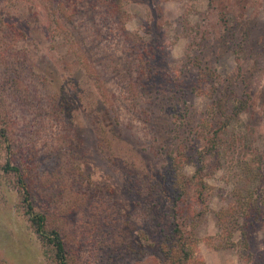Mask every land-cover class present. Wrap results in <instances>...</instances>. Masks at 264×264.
I'll use <instances>...</instances> for the list:
<instances>
[{
  "label": "rangeland",
  "instance_id": "374dc122",
  "mask_svg": "<svg viewBox=\"0 0 264 264\" xmlns=\"http://www.w3.org/2000/svg\"><path fill=\"white\" fill-rule=\"evenodd\" d=\"M7 157L66 264H264V0H0V264H57Z\"/></svg>",
  "mask_w": 264,
  "mask_h": 264
},
{
  "label": "trees",
  "instance_id": "16d2710c",
  "mask_svg": "<svg viewBox=\"0 0 264 264\" xmlns=\"http://www.w3.org/2000/svg\"><path fill=\"white\" fill-rule=\"evenodd\" d=\"M222 18V17H221ZM224 18V16H223ZM74 88H80L78 86V81L74 82ZM157 91L165 92L164 89L158 88ZM153 102L157 103L158 101L152 100ZM162 105V104H161ZM163 106V105H162ZM244 103L242 104V107ZM241 107V108H242ZM241 110V109H240ZM239 112V111H237ZM238 114V113H237ZM2 169L4 171H11L17 177V182L19 184V192L22 197V202L24 204V210L29 215V219L31 221L32 226L34 227L35 231L49 244H51L54 252V258L57 264H66V248L64 239L61 233L56 228L48 229L45 223V214L43 212L37 211L34 209L33 201L31 198V192L29 190V186L27 185V181L25 180L21 169L18 165L11 162L10 158L7 157L4 163L2 164ZM199 173H196V175ZM195 176V174H194ZM178 229V228H175ZM175 239L173 243L176 247L175 251L179 252L176 255V260L178 264H183L182 258H191L192 251L187 248L188 242L183 238L182 233L174 234ZM172 245L169 246V248Z\"/></svg>",
  "mask_w": 264,
  "mask_h": 264
}]
</instances>
